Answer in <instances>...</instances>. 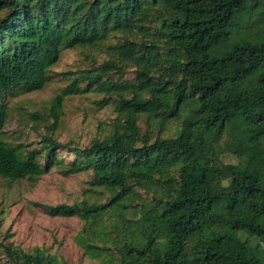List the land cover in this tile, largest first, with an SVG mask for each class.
I'll return each instance as SVG.
<instances>
[{"label":"trees","instance_id":"obj_1","mask_svg":"<svg viewBox=\"0 0 264 264\" xmlns=\"http://www.w3.org/2000/svg\"><path fill=\"white\" fill-rule=\"evenodd\" d=\"M0 14V178L91 172L107 203L41 208L92 231L112 210L123 217L138 189L149 194L127 221L138 234L116 252L81 242L99 264H264V0H0ZM79 47L107 58L63 73L48 129L69 96L94 92L114 108L110 133L86 147L51 135L32 150L9 143L7 98L42 90L63 51ZM153 126L174 129L153 137ZM227 153L238 163L225 164ZM1 246L7 264H61L41 248Z\"/></svg>","mask_w":264,"mask_h":264},{"label":"rangeland","instance_id":"obj_2","mask_svg":"<svg viewBox=\"0 0 264 264\" xmlns=\"http://www.w3.org/2000/svg\"><path fill=\"white\" fill-rule=\"evenodd\" d=\"M2 17L3 14H0ZM106 58L101 48L64 50L58 63L50 69V80L42 90L31 93L17 91L14 96L7 98L10 109L4 130L7 141L15 145L23 144L26 149L32 150L40 146L45 135H51L59 143L72 147H86L92 140L107 136L116 114L111 105L100 107L98 103L103 96L94 92L69 96L64 102L59 125L53 131L48 129L54 122L50 116L53 99L69 83L63 73L91 69ZM133 72L134 68L128 69L123 78L133 79ZM32 114L39 115L40 120H32ZM141 127L143 132L149 129L146 118L142 119ZM170 130L161 132L158 126L151 128L153 137L160 133L162 137L169 136ZM56 153L65 162L73 158L72 152L65 148L57 149ZM222 160L225 164L238 163L231 153L224 154ZM91 177V172L64 176L58 167H54L36 183L26 179L10 182L0 178V264H7L1 246L7 243H13L28 252L35 248L44 249L56 256L61 264H99L100 260L91 259L85 254L81 244L83 240L113 249L116 244L135 237L138 230L127 221L138 217L140 205L151 199L149 194L140 189L135 202L132 205L126 203L129 208L123 211V217L118 210L110 211L94 228L95 233L89 224L78 217H52L41 208L45 205H74L81 202L107 203L110 194L101 188H92L89 184ZM260 248L263 249L262 246ZM112 251L116 252V249Z\"/></svg>","mask_w":264,"mask_h":264}]
</instances>
